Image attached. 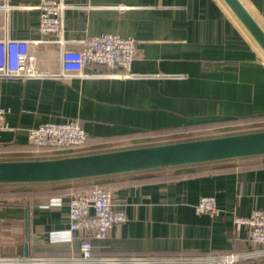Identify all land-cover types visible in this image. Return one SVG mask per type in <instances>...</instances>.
<instances>
[{
  "label": "crops",
  "instance_id": "1",
  "mask_svg": "<svg viewBox=\"0 0 264 264\" xmlns=\"http://www.w3.org/2000/svg\"><path fill=\"white\" fill-rule=\"evenodd\" d=\"M264 28V0H241ZM40 0H0V38L39 40ZM71 48L101 33L133 37V77L101 64L85 77L41 75L0 80V160L75 155L166 143L165 139L244 126L264 128V51L223 0H63ZM62 48L32 44L31 72L57 73ZM77 118L82 148L55 152L32 144L30 128ZM230 125H233L230 127ZM264 130V129H255ZM50 154V155H48ZM86 154V153H85ZM95 186L112 189L127 220L91 237L94 255L218 256L256 252L239 264H264V245L237 230L234 215L264 208V155L48 183L0 184V255L80 256L81 232L69 233L68 201ZM215 196L221 214L196 211ZM52 198L62 203L52 205ZM50 264H80L57 262Z\"/></svg>",
  "mask_w": 264,
  "mask_h": 264
},
{
  "label": "built area",
  "instance_id": "2",
  "mask_svg": "<svg viewBox=\"0 0 264 264\" xmlns=\"http://www.w3.org/2000/svg\"><path fill=\"white\" fill-rule=\"evenodd\" d=\"M40 10L39 40L0 38V80L26 79L41 75L61 79L92 76L85 72L89 64L109 67V75L117 78L133 77L132 63L137 56V41L115 33H101L82 40V48L68 47L64 36V13L68 5L63 0H40L35 6ZM57 43L61 46V69L57 73L31 72L29 56L32 44ZM7 109L0 107V133L7 129ZM29 141L39 147L50 148L55 152L82 148L88 142V135L80 120L69 118L59 122H45L29 129ZM52 205L62 203L61 198H52ZM70 228L69 233L82 234L80 256L74 258H46L31 256L0 255V264H50L57 262L80 264H239L242 260L257 256L256 252H230L218 256L183 255L159 257L154 255H94L91 237L105 238L110 230L127 220L124 207L116 208L112 189L108 186H95L74 192L68 201ZM201 214L218 216L215 196H202L196 205ZM237 230L246 227L250 231L253 244L264 245V208H255L249 215H234Z\"/></svg>",
  "mask_w": 264,
  "mask_h": 264
},
{
  "label": "water",
  "instance_id": "3",
  "mask_svg": "<svg viewBox=\"0 0 264 264\" xmlns=\"http://www.w3.org/2000/svg\"><path fill=\"white\" fill-rule=\"evenodd\" d=\"M264 51V28L241 0H223ZM264 155V130L54 158L0 160V184L48 183Z\"/></svg>",
  "mask_w": 264,
  "mask_h": 264
},
{
  "label": "rangeland",
  "instance_id": "4",
  "mask_svg": "<svg viewBox=\"0 0 264 264\" xmlns=\"http://www.w3.org/2000/svg\"><path fill=\"white\" fill-rule=\"evenodd\" d=\"M264 53V52H263ZM255 129H264V128H254L253 126H244L239 128H233L232 130H223V131H209V132H203V133H194L187 136H184L183 138H176V139H165L164 141L169 142H175V141H182V140H190V139H200V138H207V137H214V136H222V135H230V134H237V133H243V132H250ZM168 143V142H166ZM72 153H85L84 150H76ZM75 154V155H77ZM50 155V154H48ZM54 155H60V154H52L53 157H45V158H54Z\"/></svg>",
  "mask_w": 264,
  "mask_h": 264
},
{
  "label": "trees",
  "instance_id": "5",
  "mask_svg": "<svg viewBox=\"0 0 264 264\" xmlns=\"http://www.w3.org/2000/svg\"><path fill=\"white\" fill-rule=\"evenodd\" d=\"M233 125H230V127H232ZM252 131H258V130H252ZM86 154L87 153H95V152H85ZM85 153H78L77 155H79V154H85Z\"/></svg>",
  "mask_w": 264,
  "mask_h": 264
}]
</instances>
